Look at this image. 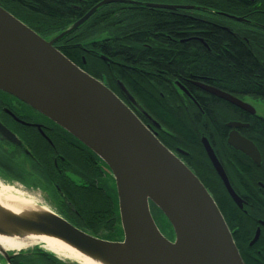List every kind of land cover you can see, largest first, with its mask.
<instances>
[{
    "label": "water",
    "instance_id": "obj_1",
    "mask_svg": "<svg viewBox=\"0 0 264 264\" xmlns=\"http://www.w3.org/2000/svg\"><path fill=\"white\" fill-rule=\"evenodd\" d=\"M126 2L103 0L50 40L0 7V91L48 117L107 166L115 184L121 240L112 242L93 237L50 210L44 214L33 207L16 208L17 216L0 207V218L11 231H34L55 237L100 264H243L221 212L199 179L124 102L54 48L57 41L79 28L99 8ZM117 84L127 102L160 128L127 89ZM174 85L185 92L178 82ZM211 93L246 109L235 99L215 91ZM201 144L227 195L241 207V200L207 140L202 138ZM227 144L258 163L259 154L251 142L231 133ZM177 153L183 152L177 150ZM150 205L171 227L172 241L161 234ZM257 235L258 232L253 242ZM35 248L29 250L47 254ZM24 251L1 249L0 262L11 264L10 259Z\"/></svg>",
    "mask_w": 264,
    "mask_h": 264
},
{
    "label": "flooded vegetation",
    "instance_id": "obj_2",
    "mask_svg": "<svg viewBox=\"0 0 264 264\" xmlns=\"http://www.w3.org/2000/svg\"><path fill=\"white\" fill-rule=\"evenodd\" d=\"M124 1L127 2L119 4L135 5L129 3L133 2L140 5L174 7L168 10L153 9L164 10L169 16H178L185 21L183 43L196 40L212 54L204 40L198 36L203 33H225L228 39L235 42L252 60L253 85L251 82L246 84L245 81L244 86L238 87L216 78L209 72H200L196 75L188 72L181 82H178L185 92L177 89L182 95V107L186 113L200 118L199 144L203 155L211 166L201 144L202 138L207 140L232 190L241 200V207H238L230 199L233 206L247 219L243 223H234L233 229L229 230L239 256L243 264H264V0ZM7 2L22 6L30 4L27 0H7ZM76 2L82 3V1ZM54 48L58 50L56 44ZM85 51L100 57V52L92 45ZM72 63L84 71L77 64ZM98 81L124 102L157 138L159 128L153 126L141 113L142 118L136 113V109L127 102L119 90L118 84V92H115L102 81ZM211 91L239 101L246 106V109L212 94ZM229 125L236 126L229 127ZM231 133H236L254 145L259 154L258 163L228 146L227 140ZM177 150L180 149L170 151L185 164L183 158L188 155L187 152L180 150L183 153H177ZM226 165L229 167L226 168ZM93 166L99 170V177L95 181L100 190L96 192L106 197L109 195L111 211L116 208L118 212L116 190L115 188L114 191L107 190L110 187V179L114 183L107 166L92 151L48 117L0 91L1 181H5L2 174L18 177L17 181L9 183L19 182L26 191L38 192L54 207L57 214L79 229L81 221L76 216V211L59 192L58 185L61 182L91 183ZM213 172L215 173L214 169ZM216 177L218 178L217 175ZM74 216L79 220L75 221ZM108 220L110 223L113 221L115 225L114 216L107 219V223ZM256 232H258L257 239L253 242ZM10 263L74 264L38 251L20 252L10 259Z\"/></svg>",
    "mask_w": 264,
    "mask_h": 264
},
{
    "label": "trees",
    "instance_id": "obj_3",
    "mask_svg": "<svg viewBox=\"0 0 264 264\" xmlns=\"http://www.w3.org/2000/svg\"><path fill=\"white\" fill-rule=\"evenodd\" d=\"M27 1L30 4L22 6L0 0V7L42 38L49 39L103 0ZM184 27L183 19L169 16L164 10L113 3L99 8L84 24L55 44L67 59L115 92H118L116 82L121 83L159 125L157 138L161 144L171 151L187 152L183 158L185 164L207 189L231 231L234 223H243L247 219L233 206L203 155L199 144L200 118L183 109L182 95L174 82L180 83L188 72L193 75L209 72L238 87L244 86L245 81L253 85L251 73L254 66L244 50L230 41L225 33L198 36L204 40L212 52L210 54L196 40L183 43ZM90 45L106 60L86 52ZM136 113L142 118L140 112L136 110ZM98 171L92 167L93 179L89 184L61 182L58 190L76 211L81 231L103 240L118 241L122 238L118 212L116 208L111 211L109 195L106 197L96 192L100 190L95 181L99 177ZM2 176L5 182L19 179L12 175ZM150 206L163 217L154 206ZM113 216L115 225L113 221L107 223V219ZM78 218L75 217V221Z\"/></svg>",
    "mask_w": 264,
    "mask_h": 264
},
{
    "label": "bare ground",
    "instance_id": "obj_4",
    "mask_svg": "<svg viewBox=\"0 0 264 264\" xmlns=\"http://www.w3.org/2000/svg\"><path fill=\"white\" fill-rule=\"evenodd\" d=\"M32 200L24 199L20 192L10 186L0 185V207L14 215H19L16 208H35L40 213H50L46 208L35 207ZM26 210V211H27ZM151 213V206H150ZM152 215V214H151ZM10 226L0 218V250L19 252L25 248H39L57 258L74 264H100L94 262L55 237L34 231L10 230Z\"/></svg>",
    "mask_w": 264,
    "mask_h": 264
},
{
    "label": "rangeland",
    "instance_id": "obj_5",
    "mask_svg": "<svg viewBox=\"0 0 264 264\" xmlns=\"http://www.w3.org/2000/svg\"><path fill=\"white\" fill-rule=\"evenodd\" d=\"M53 38V37H52ZM51 38L49 39H46V40H50ZM0 185H4V186H10L12 187L13 189L17 190L18 192H20L21 196L24 198V199H29V200H32V202L38 206V207H44L54 213H56V211L54 210V207L52 205H50L48 202H46L44 200V198H42L38 192H29V191H26L23 187H22V184L19 183V182H15L14 184H6V183H3L1 180H0ZM109 185L110 187L107 189V190H112L114 191V183L113 181L110 179L109 181ZM57 214V213H56ZM151 214H152V217H153V220L155 222V224L157 225L158 229L160 230L161 234L168 240H173L174 239V234H173V231L171 229V227L169 226V224H166L165 222V219L163 217L160 216V214H158V212L151 208ZM120 229H121V226H120ZM122 233V231H121ZM31 248H25L24 250L26 252H31V250H29ZM36 249V248H35ZM34 249V250H35ZM22 251V250H21ZM24 251V252H25ZM47 254H50V253H47ZM0 264H2L0 262Z\"/></svg>",
    "mask_w": 264,
    "mask_h": 264
}]
</instances>
